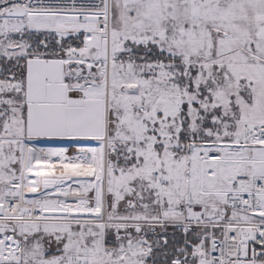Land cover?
<instances>
[{
  "label": "snow or ice",
  "instance_id": "snow-or-ice-1",
  "mask_svg": "<svg viewBox=\"0 0 264 264\" xmlns=\"http://www.w3.org/2000/svg\"><path fill=\"white\" fill-rule=\"evenodd\" d=\"M0 264H264V0H0Z\"/></svg>",
  "mask_w": 264,
  "mask_h": 264
}]
</instances>
